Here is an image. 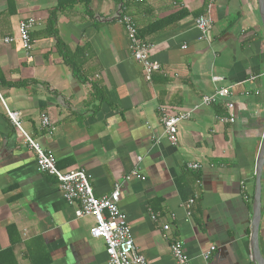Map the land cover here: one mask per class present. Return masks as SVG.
Listing matches in <instances>:
<instances>
[{
  "label": "crops",
  "instance_id": "1",
  "mask_svg": "<svg viewBox=\"0 0 264 264\" xmlns=\"http://www.w3.org/2000/svg\"><path fill=\"white\" fill-rule=\"evenodd\" d=\"M208 1L56 8V0H0V264H107L103 240L89 235L92 219L77 216L56 179L37 170L5 109L18 112L59 170L89 174L96 197L121 182L118 206L146 264H176L172 239L190 264H257L251 233L264 142V29L257 0H214L207 8ZM51 13L56 34L46 24ZM122 14L144 33L160 66L149 81L129 55ZM198 16L211 20L209 40L197 39ZM28 17L35 24L27 55L17 40H2ZM221 86L229 88L226 98L199 105ZM226 101L232 123L219 120L229 113ZM161 107L190 111L177 124L175 145L162 134ZM42 114L53 129L40 128ZM260 157L256 243L264 260V149ZM189 162L199 169H187ZM132 171L139 177L123 181Z\"/></svg>",
  "mask_w": 264,
  "mask_h": 264
},
{
  "label": "built area",
  "instance_id": "2",
  "mask_svg": "<svg viewBox=\"0 0 264 264\" xmlns=\"http://www.w3.org/2000/svg\"><path fill=\"white\" fill-rule=\"evenodd\" d=\"M139 1L143 0H134V2ZM213 1L214 0L208 1L207 8H210ZM118 22L125 31L129 55L141 66L144 78L149 81L152 73L160 71L159 64L150 58L149 51L151 46L149 42L138 36L137 27L128 15H120ZM210 23V18L204 16L195 18L194 24L198 30V40H209ZM34 24L35 20L32 17L21 20L18 24L16 35L5 37L2 41L4 43H10L17 40L28 55L33 47L30 31ZM211 79L213 81H218L221 77L213 76ZM228 95V87H218L212 93L202 95L199 105L210 106L226 98ZM224 106L229 113L227 116L220 117L219 120L225 123L234 122V117L231 113L233 104L230 101H226ZM5 110L17 134L21 137L24 144L33 152L37 170L51 175L56 179V187L61 198L67 205L76 208L75 213L77 216H88L92 219L93 223L89 228V235L93 238L103 240L107 264H146L143 255L134 245L126 216L118 206L121 182H116L113 190L108 194L96 197L89 183V174L82 169L59 170L56 166V158L52 152L43 148L35 138H32L23 129L18 112L8 109ZM159 111L161 114L160 122L162 134L171 145H175L177 142V124L179 121L188 118L190 111L168 114L163 107H161ZM40 128L45 130L53 129L46 115L42 114L40 116ZM199 167L200 165L197 162H189L186 164L187 169H199ZM137 174L136 171H132L123 178V181L129 180L131 176L139 177ZM141 179L143 178L141 177ZM191 202L192 200L190 199L188 201V207ZM187 215H189L188 212ZM150 216L152 220H155L157 217L152 213ZM162 230L166 233L169 230L168 224H163ZM163 236L166 238V234H163ZM169 248L176 264H190L189 258L183 252L181 241L172 239L169 242ZM214 249V246H210L201 254L202 258L208 259Z\"/></svg>",
  "mask_w": 264,
  "mask_h": 264
},
{
  "label": "water",
  "instance_id": "3",
  "mask_svg": "<svg viewBox=\"0 0 264 264\" xmlns=\"http://www.w3.org/2000/svg\"><path fill=\"white\" fill-rule=\"evenodd\" d=\"M258 2V11L259 16L261 19V23L264 29V0H257ZM264 149V142L261 146V151ZM257 161V173H256V180H255V189H254V197H253V220H252V233H251V243H252V250L254 254V260L257 264H264V260L260 257L258 249H257V243H256V233H257V222L259 219V182H258V174H259V168H260V157Z\"/></svg>",
  "mask_w": 264,
  "mask_h": 264
},
{
  "label": "trees",
  "instance_id": "4",
  "mask_svg": "<svg viewBox=\"0 0 264 264\" xmlns=\"http://www.w3.org/2000/svg\"><path fill=\"white\" fill-rule=\"evenodd\" d=\"M57 4H56V8H63L66 5L69 4H73V3H81V4H88L89 2H91L92 0H56ZM180 16V15H178ZM177 15L169 18L166 21H163L164 25L168 24L172 21H174L175 19L178 18ZM54 13H51V16L49 17L48 21H47V27L51 30L50 34H56L55 28H54V24H55V19H54ZM138 36L140 38H142L143 34L142 31L137 32Z\"/></svg>",
  "mask_w": 264,
  "mask_h": 264
}]
</instances>
